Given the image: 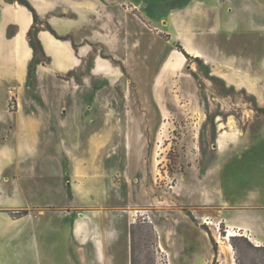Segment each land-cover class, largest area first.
Instances as JSON below:
<instances>
[{
    "label": "rangeland",
    "instance_id": "rangeland-1",
    "mask_svg": "<svg viewBox=\"0 0 264 264\" xmlns=\"http://www.w3.org/2000/svg\"><path fill=\"white\" fill-rule=\"evenodd\" d=\"M82 4L91 5L94 52L108 58L102 68L112 77L94 84L110 122L98 114L92 129L108 126L111 137L65 141V149L80 153L77 192L68 162L64 180L51 181L59 186H42L39 179L33 187L0 186V263L90 264L99 257L96 243L104 253L102 241L108 264H264L263 247L242 235L225 240L226 224L204 222L198 171L192 170L209 160L220 121L242 130L264 115V0ZM185 42L217 58L208 63L187 54ZM174 49L184 52L186 63L166 73ZM232 59L241 76L252 78L254 93L213 73V66L229 71ZM8 193L15 198L2 202ZM84 196L88 201L78 202Z\"/></svg>",
    "mask_w": 264,
    "mask_h": 264
},
{
    "label": "crops",
    "instance_id": "crops-1",
    "mask_svg": "<svg viewBox=\"0 0 264 264\" xmlns=\"http://www.w3.org/2000/svg\"><path fill=\"white\" fill-rule=\"evenodd\" d=\"M27 1L37 18L19 0H0V141H3L0 157L5 161L0 165V186L15 187L23 183L33 187L32 182L38 179L42 186H59L51 181L64 180L68 162L71 187L76 191L74 166L80 153L76 147L65 149V141L76 144L82 139L95 140L102 133L105 139L111 137L108 126L105 131L92 129L98 114L103 116L105 124L110 122L109 106L105 100L97 101L94 85L97 80L107 82L112 78L102 68L108 58L94 52L96 21L90 4H82V0ZM31 38L37 49L31 44ZM191 45L202 51L199 57L212 63L213 51ZM179 51L174 49L164 65L175 54L181 55ZM93 55L94 63L88 67ZM172 68L170 65L164 72ZM240 72L233 59L229 71L213 66L216 76L254 93L252 78L241 76ZM107 86L105 83L100 88ZM10 89L16 97L14 108L9 106ZM261 118L264 115L252 117L242 130L228 127V121H220V133L209 160L202 159L199 165H192V170L196 172V167L198 171L203 218L226 224L229 230L238 231L257 247H264V125ZM5 197L2 196V202L10 203L15 198L10 193L8 201ZM46 201H50L48 197ZM87 201L84 196L78 202ZM114 236L115 232L111 231L110 238ZM100 243L104 253H99L96 243L99 257L90 264L111 262L103 242ZM124 263L122 260L121 264Z\"/></svg>",
    "mask_w": 264,
    "mask_h": 264
},
{
    "label": "bare ground",
    "instance_id": "bare-ground-1",
    "mask_svg": "<svg viewBox=\"0 0 264 264\" xmlns=\"http://www.w3.org/2000/svg\"><path fill=\"white\" fill-rule=\"evenodd\" d=\"M184 48L186 49V50H188V52L189 53H191L192 55H195V56H201L202 54H201V52L198 50V49H196V48H193V46L191 45V43H189V42H185V44H184ZM177 52V51H176ZM179 52H181V51H179ZM173 55V54H172ZM171 55V56H172ZM173 59H169V61L165 64V66H164V71H167L168 69H169V66L170 65H173V67H180L183 63H184V59H187V57H185V55H184V53H182L181 52V55H174L173 57H172ZM166 124H167V122L165 121L164 123H163V128L166 126ZM226 133V132H225ZM208 221H210V220H205L204 222L205 223H208ZM209 223H211V222H209ZM208 223V224H209ZM227 232H229V234L226 236V237H224V239L225 240H231V238L233 237V236H238V235H242L241 233H239L238 231H234V230H232V229H228V231ZM222 242H224L223 240H222ZM258 243V242H257ZM226 252V250L224 249L223 250V253H225Z\"/></svg>",
    "mask_w": 264,
    "mask_h": 264
},
{
    "label": "trees",
    "instance_id": "trees-1",
    "mask_svg": "<svg viewBox=\"0 0 264 264\" xmlns=\"http://www.w3.org/2000/svg\"><path fill=\"white\" fill-rule=\"evenodd\" d=\"M22 3L23 4H25L26 6H28L33 12H34V15H35V17L37 18V15H36V13H35V11H34V8L26 1V0H22ZM54 33H55V31L52 29V28H50ZM30 42H31V44L34 46V48L35 49H37V46H36V44H35V42L33 41V39L31 38V40H30ZM184 48V47H183ZM181 51V50H180ZM186 51V50H185ZM187 52V51H186ZM184 53V52H183ZM187 54H188V52H187ZM234 237V236H233ZM259 248H261V247H259ZM264 248V247H263Z\"/></svg>",
    "mask_w": 264,
    "mask_h": 264
},
{
    "label": "built area",
    "instance_id": "built-area-1",
    "mask_svg": "<svg viewBox=\"0 0 264 264\" xmlns=\"http://www.w3.org/2000/svg\"><path fill=\"white\" fill-rule=\"evenodd\" d=\"M8 101H9V106L11 108H14L16 106V97H15V94L13 92L12 89L9 90V98H8Z\"/></svg>",
    "mask_w": 264,
    "mask_h": 264
}]
</instances>
